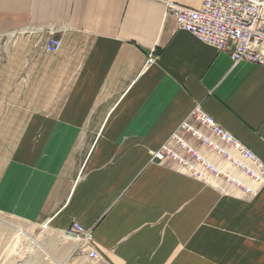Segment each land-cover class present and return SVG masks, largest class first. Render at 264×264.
<instances>
[{
	"label": "crops",
	"instance_id": "1",
	"mask_svg": "<svg viewBox=\"0 0 264 264\" xmlns=\"http://www.w3.org/2000/svg\"><path fill=\"white\" fill-rule=\"evenodd\" d=\"M167 2L202 0H0V214L76 258L74 222L112 264H264V185L247 197L152 161L199 104L264 165V67L178 30Z\"/></svg>",
	"mask_w": 264,
	"mask_h": 264
},
{
	"label": "built area",
	"instance_id": "2",
	"mask_svg": "<svg viewBox=\"0 0 264 264\" xmlns=\"http://www.w3.org/2000/svg\"><path fill=\"white\" fill-rule=\"evenodd\" d=\"M166 15L175 19L176 28L192 35L202 44L226 53L234 62H247L264 67V0H202L198 9H188L166 3ZM48 52L61 48V41L49 37L45 44ZM148 57L146 65L152 63ZM198 124L207 134L197 129ZM188 134L209 152L214 154L227 168H220L193 147L183 136ZM179 145L176 151L171 142ZM152 161L159 164L172 162L194 179L205 181L219 179L225 186L252 197L256 190L248 185H264V165L260 159L240 141L224 130L215 120L196 104L187 119L180 125L169 142L152 153ZM67 235L84 244L87 259L92 264H112L92 246L90 232L78 223L71 225Z\"/></svg>",
	"mask_w": 264,
	"mask_h": 264
},
{
	"label": "rangeland",
	"instance_id": "3",
	"mask_svg": "<svg viewBox=\"0 0 264 264\" xmlns=\"http://www.w3.org/2000/svg\"><path fill=\"white\" fill-rule=\"evenodd\" d=\"M170 144L182 152L179 145ZM65 238L45 226L0 214V264H92L87 258H76Z\"/></svg>",
	"mask_w": 264,
	"mask_h": 264
},
{
	"label": "bare ground",
	"instance_id": "4",
	"mask_svg": "<svg viewBox=\"0 0 264 264\" xmlns=\"http://www.w3.org/2000/svg\"><path fill=\"white\" fill-rule=\"evenodd\" d=\"M28 240H29V239H28ZM29 241H31V242H34V241H33V240H31V239H30Z\"/></svg>",
	"mask_w": 264,
	"mask_h": 264
}]
</instances>
